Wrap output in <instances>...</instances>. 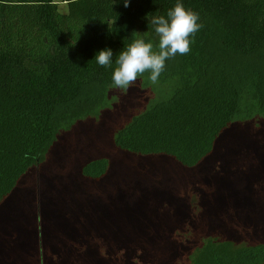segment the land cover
<instances>
[{
	"label": "trees",
	"instance_id": "obj_1",
	"mask_svg": "<svg viewBox=\"0 0 264 264\" xmlns=\"http://www.w3.org/2000/svg\"><path fill=\"white\" fill-rule=\"evenodd\" d=\"M178 2L202 26L188 54L166 60L158 81L168 93L119 131L116 146L194 168L235 123L264 120V0H0V206L44 167L60 137L101 116L122 50L144 39L159 51L150 21L168 19ZM106 48L109 67L95 60ZM138 77L148 88L150 72ZM110 168L97 160L82 176L100 182ZM195 252L190 264H264V243Z\"/></svg>",
	"mask_w": 264,
	"mask_h": 264
},
{
	"label": "rangeland",
	"instance_id": "obj_2",
	"mask_svg": "<svg viewBox=\"0 0 264 264\" xmlns=\"http://www.w3.org/2000/svg\"><path fill=\"white\" fill-rule=\"evenodd\" d=\"M145 80L113 85L101 116L60 137L0 206V264H190L206 244L264 243V120L235 123L194 168L124 152L119 131L168 93ZM101 159L109 173L84 178Z\"/></svg>",
	"mask_w": 264,
	"mask_h": 264
},
{
	"label": "clouds",
	"instance_id": "obj_3",
	"mask_svg": "<svg viewBox=\"0 0 264 264\" xmlns=\"http://www.w3.org/2000/svg\"><path fill=\"white\" fill-rule=\"evenodd\" d=\"M124 6H129V0H124ZM164 16L153 17L150 21L155 25L159 36L158 52L153 51V44L144 39H135L126 50H122L115 63L118 65L113 72L112 80L118 89L127 91L135 84L138 76L150 72V81L156 83L165 69V62L177 54L186 55L190 52L189 37L201 28L198 24V13L186 10L181 3H176L173 9ZM113 52L106 48L98 52L96 62L103 67L112 64Z\"/></svg>",
	"mask_w": 264,
	"mask_h": 264
}]
</instances>
